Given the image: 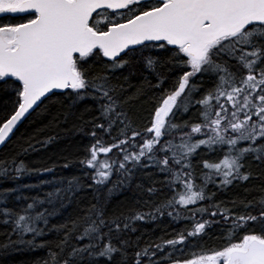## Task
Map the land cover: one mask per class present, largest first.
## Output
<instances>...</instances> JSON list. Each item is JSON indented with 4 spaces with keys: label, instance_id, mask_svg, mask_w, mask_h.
<instances>
[{
    "label": "snow or ice",
    "instance_id": "obj_1",
    "mask_svg": "<svg viewBox=\"0 0 264 264\" xmlns=\"http://www.w3.org/2000/svg\"><path fill=\"white\" fill-rule=\"evenodd\" d=\"M29 121L81 174L0 158V264H264V0H0V147Z\"/></svg>",
    "mask_w": 264,
    "mask_h": 264
},
{
    "label": "trees",
    "instance_id": "obj_2",
    "mask_svg": "<svg viewBox=\"0 0 264 264\" xmlns=\"http://www.w3.org/2000/svg\"><path fill=\"white\" fill-rule=\"evenodd\" d=\"M83 104L92 105L93 102L88 100L82 102ZM146 108L147 104L135 102L132 107L129 108V114L134 118L137 119V122H139L140 117L146 116ZM86 116H91V113L85 114ZM46 123V121H36V122H26L21 125V127L16 131L15 135L12 137L13 143L9 145L8 148H3L0 151V158L3 157L5 153H7L11 148L15 147L17 144L23 145L24 147H27L28 142L35 144L36 150L35 151H29L27 156H21L20 159L25 160L26 163L29 164L31 167H43L45 165H51L53 162H55L58 165H62L65 163V158H68L69 160L73 161L72 166L69 168H63V167H57L56 168V176H62L66 178L79 176L80 173V165L76 162L77 158L82 156L83 153V147L87 143V138L83 137L78 132H64L60 131L59 136L55 140V142L48 144L47 146H42L41 144L36 143V139H31L33 136H35L37 139H43L45 135L53 134L51 129H46L41 132H37L36 130L38 128H42L43 125ZM70 127V126H67ZM251 171L253 173L259 172V169L255 166V164L252 165ZM52 177V174H48L44 177V179H50ZM144 179L145 183L147 184L149 181L147 178L144 177L143 173H139L137 176V181L140 179ZM37 177H27L24 182L26 183H35L37 181ZM153 179L155 180H162V176H154ZM10 185L3 184L0 185V187H9ZM157 187H161V185L157 184ZM250 188V190L247 193V196L249 199L252 198H258L261 195V192L259 191V181L253 180ZM81 195H85L87 198L83 201V203L87 204L88 199H90V192L89 193H82ZM244 192L243 189H238L234 193H229V197L231 196H241L243 197ZM229 197H225V199H228ZM118 199H124V197H119ZM147 211L148 209H144ZM183 226V222L180 225L171 226L169 225L168 221L165 220L163 223L157 222V223H147V224H140L139 225V232L134 234L138 235L141 232L144 233V238L148 239L149 236H151L153 239H156L157 237L163 236L164 239L170 238L168 233H171L173 231V227L179 228ZM218 241L213 237V239L209 240V244H215ZM46 253L44 250H41L36 253L31 254H23L22 256L18 257V260L20 261H28L31 257H36L37 259L40 257L45 256Z\"/></svg>",
    "mask_w": 264,
    "mask_h": 264
},
{
    "label": "water",
    "instance_id": "obj_3",
    "mask_svg": "<svg viewBox=\"0 0 264 264\" xmlns=\"http://www.w3.org/2000/svg\"><path fill=\"white\" fill-rule=\"evenodd\" d=\"M20 127H21V126H19V128H20ZM19 128H18V129H19ZM15 133H16V132H15ZM2 149H3V147H0V151H1Z\"/></svg>",
    "mask_w": 264,
    "mask_h": 264
}]
</instances>
